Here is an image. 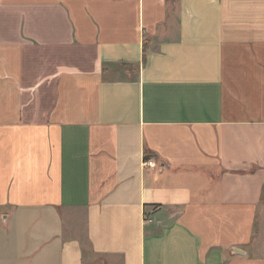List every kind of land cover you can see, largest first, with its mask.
Instances as JSON below:
<instances>
[{
  "label": "crops",
  "instance_id": "obj_1",
  "mask_svg": "<svg viewBox=\"0 0 264 264\" xmlns=\"http://www.w3.org/2000/svg\"><path fill=\"white\" fill-rule=\"evenodd\" d=\"M0 264H264V0H0Z\"/></svg>",
  "mask_w": 264,
  "mask_h": 264
},
{
  "label": "built area",
  "instance_id": "obj_2",
  "mask_svg": "<svg viewBox=\"0 0 264 264\" xmlns=\"http://www.w3.org/2000/svg\"><path fill=\"white\" fill-rule=\"evenodd\" d=\"M144 164L151 166L154 165L155 163L153 162V160H145Z\"/></svg>",
  "mask_w": 264,
  "mask_h": 264
},
{
  "label": "trees",
  "instance_id": "obj_3",
  "mask_svg": "<svg viewBox=\"0 0 264 264\" xmlns=\"http://www.w3.org/2000/svg\"><path fill=\"white\" fill-rule=\"evenodd\" d=\"M144 51H145V50H144ZM143 55H145V52L143 53ZM147 156H148V153L145 154V157H147Z\"/></svg>",
  "mask_w": 264,
  "mask_h": 264
}]
</instances>
